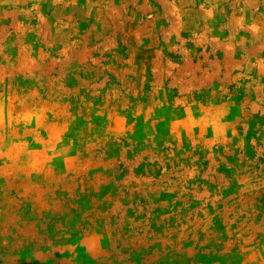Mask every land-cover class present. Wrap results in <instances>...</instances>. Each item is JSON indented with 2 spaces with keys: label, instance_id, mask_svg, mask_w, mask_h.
Returning a JSON list of instances; mask_svg holds the SVG:
<instances>
[{
  "label": "rangeland",
  "instance_id": "1",
  "mask_svg": "<svg viewBox=\"0 0 264 264\" xmlns=\"http://www.w3.org/2000/svg\"><path fill=\"white\" fill-rule=\"evenodd\" d=\"M0 264H264V0H0Z\"/></svg>",
  "mask_w": 264,
  "mask_h": 264
}]
</instances>
